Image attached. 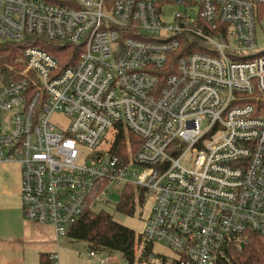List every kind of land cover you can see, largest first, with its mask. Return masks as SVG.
Listing matches in <instances>:
<instances>
[{
	"label": "built area",
	"instance_id": "built-area-1",
	"mask_svg": "<svg viewBox=\"0 0 264 264\" xmlns=\"http://www.w3.org/2000/svg\"><path fill=\"white\" fill-rule=\"evenodd\" d=\"M263 6L0 0V44L23 45L19 78L0 82V163L20 167L24 219L58 249L87 211L132 191L150 206L140 237L170 264H215L230 241L264 236ZM31 37L81 47L78 61L61 68Z\"/></svg>",
	"mask_w": 264,
	"mask_h": 264
},
{
	"label": "rangeland",
	"instance_id": "rangeland-1",
	"mask_svg": "<svg viewBox=\"0 0 264 264\" xmlns=\"http://www.w3.org/2000/svg\"><path fill=\"white\" fill-rule=\"evenodd\" d=\"M171 14L181 10L179 7L171 6L167 9ZM194 17L196 14H192ZM264 17V15H263ZM262 18V17H260ZM258 40V51H264V24L256 31ZM53 121L60 127L67 124V120L60 114L52 117ZM20 167L15 163H0V264H38L41 254L55 252L58 255V264H127L120 253L95 252L91 257L87 245L83 242L71 240L67 237L60 238L59 246L56 248L52 229L47 225H38L31 228V222L24 219L21 210L20 190ZM119 195H109L105 204L99 206L97 212L105 211L111 215L113 220L134 231L136 237L140 236L144 219L149 210V204L142 207L136 206L132 216H126L115 211V205L119 202ZM34 224V223H33ZM35 226V225H34ZM135 258L141 256L140 247L135 245ZM153 259L150 263L158 264L157 257H173L171 251L160 244L152 246ZM108 257V262L103 259Z\"/></svg>",
	"mask_w": 264,
	"mask_h": 264
},
{
	"label": "trees",
	"instance_id": "trees-1",
	"mask_svg": "<svg viewBox=\"0 0 264 264\" xmlns=\"http://www.w3.org/2000/svg\"><path fill=\"white\" fill-rule=\"evenodd\" d=\"M264 6L261 8V17ZM26 46L39 47L58 59L60 67L73 66L78 61L81 47L71 44H61L58 41H48L40 37L28 38ZM23 46V45H22ZM22 46L11 43L0 44V82L7 84L19 78L22 67L16 57L21 53ZM264 54V51L261 53ZM263 109L264 102L258 103ZM121 138V137H120ZM136 203L132 191H125L115 205V211L126 216H132L136 210ZM66 237L87 245L89 252L120 253L127 264H153L152 245L134 231L116 223L111 215L105 211H87L72 228ZM135 245L140 247L141 256L135 258ZM215 264H264V236L258 233H246L225 244ZM158 264H170L168 257H157ZM38 264H49V254H41ZM171 264H174L173 262Z\"/></svg>",
	"mask_w": 264,
	"mask_h": 264
},
{
	"label": "crops",
	"instance_id": "crops-1",
	"mask_svg": "<svg viewBox=\"0 0 264 264\" xmlns=\"http://www.w3.org/2000/svg\"><path fill=\"white\" fill-rule=\"evenodd\" d=\"M30 224H32V226H31V228H36L38 225L37 224H33V223H30ZM35 225V226H34ZM53 236H54V234H53ZM54 240H55V237H54ZM50 253H53V252H50ZM50 253H47V254H50ZM39 263V262H38Z\"/></svg>",
	"mask_w": 264,
	"mask_h": 264
}]
</instances>
